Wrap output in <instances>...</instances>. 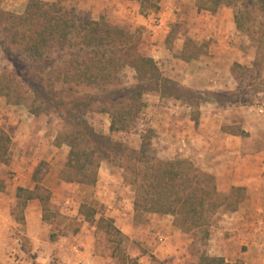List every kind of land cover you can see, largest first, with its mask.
<instances>
[{
  "label": "trees",
  "instance_id": "16d2710c",
  "mask_svg": "<svg viewBox=\"0 0 264 264\" xmlns=\"http://www.w3.org/2000/svg\"><path fill=\"white\" fill-rule=\"evenodd\" d=\"M135 1L140 7L145 1L151 2L150 8L158 11V0ZM234 1L201 0L197 4V10L215 13L221 6L234 7ZM67 2L74 0H30L21 14L0 9V48L13 66L12 71L0 74V96L5 97L7 101L13 98L15 105L25 101L27 92H17L20 80L21 84L27 85L32 102L38 103L35 109H32V105L28 107L33 116L55 112L63 121L65 126L63 133L59 134L62 139L59 145L68 147L64 170L75 177L67 182L93 184L100 162L113 160L124 172L123 181L132 190V204L137 215L171 216L175 228L184 234L196 231L201 235V239L206 241L209 236V216L220 208L236 210L247 198L245 190L232 188L228 194L219 193L215 188L214 179L190 161H162L150 156L148 149L154 134L152 130H147L141 135L138 150L130 149L123 143L113 142L109 137L96 133L86 122L85 115L96 102L100 106L98 112L109 117V132H127L146 108L142 96L149 92H156L160 99L171 97L183 101L188 106L210 101L192 94L190 99H183L185 91L164 78L153 59L139 53V37H134L124 29L113 27L102 20L95 21L81 16L73 7L66 6ZM254 3L263 18V21L258 23V31L253 30L256 25L248 23V17L245 18L238 11L233 13L237 34L247 36L253 44L254 62L250 68L233 63L230 72L237 88L234 92L209 93L213 102L242 106L250 104L246 89L253 85L249 83L244 92V82L248 74H252L255 69H264L261 67V64H264V0H254ZM63 51L69 53V58L48 74L52 84L46 85L49 88L55 85L64 87L60 89L62 92L58 98L56 96L59 94L54 93L55 90H45L42 79L44 69L37 71V82L24 80L19 73L20 59L40 60L49 54ZM197 55L193 53L187 57L183 56L185 60H189ZM124 67L134 71L137 85L113 89L108 97L98 100L92 97L76 100L78 88L105 90L117 81V73ZM50 68L52 67L49 66L48 69ZM224 130L232 135H243L238 127ZM10 142V137L0 128V163L4 166L11 162ZM48 169L47 162H39L32 175L34 187L16 188V205L13 211L20 208L23 213L26 204L36 200L40 205L42 221H49L50 215H53L49 207L51 192L43 186ZM3 189L4 185L0 181V192ZM89 210L88 213L84 212L85 219L93 223L95 211ZM20 221H23L22 215ZM95 223L105 234L114 233L128 240L115 227L112 219L100 216ZM109 241L114 243L112 239ZM119 246L116 244L111 248L112 255L117 256L120 264H138L135 258L121 253ZM149 257L153 258L151 255ZM197 264L229 263H225L222 258L203 255Z\"/></svg>",
  "mask_w": 264,
  "mask_h": 264
},
{
  "label": "rangeland",
  "instance_id": "374dc122",
  "mask_svg": "<svg viewBox=\"0 0 264 264\" xmlns=\"http://www.w3.org/2000/svg\"><path fill=\"white\" fill-rule=\"evenodd\" d=\"M28 1L30 0H0V9L14 14H21ZM39 1L54 2L55 0ZM84 1L85 0H74V2H67L65 5L73 7L77 14L93 20L91 14L96 13L97 10H85L82 6H85L87 2ZM114 1L113 6L116 8V12L109 11V14L100 15L101 19L99 20L113 27L124 29L134 37H140V44L142 43L141 37L147 31L145 26H141L140 24L142 21L141 18H149L152 26H158L160 20L162 22L165 21V28H167L165 30L168 31V35L164 43L166 48L172 52L174 59L179 57L181 52L179 50L180 48L183 49V55L185 57L195 53L198 55L202 54L204 58L207 56V53L211 51V46L216 44L214 33L219 30L218 22L211 26H206L209 33H212L213 39L205 35L203 38L196 40L197 31L194 30V25L196 24L194 21V9L197 8V4L201 2V0H186L180 3V6L173 7L170 6V2H165L164 5L161 4L160 6L157 4L158 11L156 12L154 9L150 8L151 2L145 1L142 7H140L133 0H128L124 3L122 0ZM81 3L83 4L81 5ZM234 5L235 6L229 8L228 11L230 13L236 11L242 13L245 18H249L248 23H252V26L256 25L253 30L255 29L254 31H258V23L262 22L263 18L261 13L255 8L254 0H235ZM247 12L248 14H245ZM198 13L204 18L214 15V13L205 10H198ZM106 15H108L109 18H106ZM229 44L230 47L235 46L236 50H242L247 60L249 59L248 55H251V53L255 51L253 44L245 35L237 34V38H232ZM236 52L237 51H232L234 54ZM68 58L69 53L63 51L49 54L47 57L40 60L20 59L19 64L21 72L19 73H21L24 80L32 82L33 80L35 81L37 71L39 69L40 71L44 69L42 79L44 80L43 85L45 87L52 82L51 79L49 81L48 74L53 69L60 66L64 61L68 60ZM236 61L237 60H231L229 56H226V58L222 55L220 57L217 55L211 56V64L209 67L206 65L207 68L202 67L200 75L197 74V69L190 66L191 64H189V62H191V60L184 62L190 66L185 69L186 73L182 71L174 72L173 70L178 68L177 65L179 64L174 61L171 72L175 74L169 75V70H165L162 72V75L164 78L168 79L172 85H178L181 90L185 91L183 92V99H190L192 94L202 100H209L211 102L212 96L209 93L213 92L203 89V86L205 87L207 84H211V79L222 81L224 78H229L230 65ZM241 65L249 68L251 67V65H247L244 62H242ZM261 65V67H264V64ZM49 66L52 68L48 69ZM182 66L185 65L182 64ZM12 70V64L0 48V74ZM178 70L181 69L178 68ZM255 74L257 76H255ZM248 75L242 91L245 92L247 85L252 83L253 86L250 88L247 87L246 89L249 93V107L254 108V112L259 117L258 120L260 121V119H262V114L258 113V110L261 106H264V69H261V71L260 68L255 69L252 71V74ZM136 77L132 69L124 67L117 73V81L113 85L107 86L105 90L84 87H80L77 90L74 89L77 91V94H75V96H77L76 100H83L88 97L97 98L98 100L102 97H108L109 92L113 89L137 85L138 82ZM18 81L20 88L17 92L20 94L27 92L25 101L19 105H15V100L13 98L7 101L5 97L0 96V127L8 133L11 139V162L8 166L0 164V181H6L10 188L22 186L26 189L30 187L32 189L34 187L32 180L33 171L40 161H45L49 165L53 163L54 167H62L56 182L53 183L54 185H52L51 180H48L50 183L43 181V186L51 192L49 207L53 215H50L48 222H41L40 232L46 235L49 242L61 241L63 247L67 249L66 252H70L71 254H75L73 249H69L71 245L74 246L73 244H76L77 238L75 237L83 235L93 244V256L97 258L100 257V261L106 264H120L117 256L112 255L111 247L114 248L116 244L120 245L121 253L135 258L138 264H166L156 258V256L151 253L150 248H148L150 242L146 241V234L149 233L144 232V222L150 224V227L157 226L159 228L165 225L168 226L169 218L143 214H138L134 219L129 218L131 231L128 233V240H124L121 236L114 233L107 235L101 228H97L95 222L100 216L111 219L108 213L109 209L105 203L102 202L100 194L98 193V189L101 188H98L97 185H101L102 187H104V185L106 187L108 186L109 190L107 191V189H104V192L106 193L107 191V193L103 194V197L109 198L116 196L118 199H116V203L125 195L126 201L120 200V208L125 207L124 203H129V198H133L131 188L123 181L124 172L118 167V163L113 160L108 162L103 160L99 164L93 184L83 185L76 182H67L70 181V179H75V177L72 176L70 172L64 170V164L66 162L65 155L68 153V147L64 144L59 145V141L62 140L59 134L63 133L65 125L55 112H49L47 114L41 113L38 116L39 119L34 123L27 122V118L32 120L31 117L27 115H32L28 107L32 105V109H35L34 107H36L38 103L32 102V96L27 90V85L25 83L21 84L20 80ZM63 88L59 85H55L50 88L46 86L45 90L52 92L55 90L54 93L56 92V94H59L62 92L60 89ZM186 91H190L191 93L187 94ZM65 92L67 93V91ZM59 96L60 94L56 97L58 98ZM142 100L146 103V108L142 110L135 125L127 132H109V117L105 113L98 112L100 106L96 102L90 106L91 110L87 111L85 120L96 133L109 137L113 142L123 143L128 148L135 150L139 149L141 135L147 130H152L154 134L148 149L150 156L162 161H171L180 158L177 153L173 155L176 143L172 139L175 138V131H173L171 138L161 136V134H164L161 128L162 123L163 121L169 124L173 123L174 126L172 130H176L175 128L178 124L175 120L181 121L184 116H189L197 121L199 118V108L202 105L189 106L188 108V105H184L183 101H178L171 97L160 99L156 92L144 94ZM236 106L238 107L239 105ZM21 115H25L26 118L24 117L16 123L15 117ZM168 128L170 129V127ZM168 128L166 130H168ZM165 139L169 143L164 141ZM166 151H168V153ZM6 193L9 197L8 192ZM8 197L5 199V206L9 208V213H11L10 216H12L11 218L14 217L15 222L19 225L23 224V221H20V216L23 214L20 208L13 211L16 200L15 203L11 204ZM89 209L95 211L93 218L95 222L93 223L85 219L84 212L88 213L90 211ZM39 211H41L40 205ZM215 213L209 216L210 225L214 222ZM116 214L117 213H115V215ZM11 223H13V220ZM153 232L155 231L153 230ZM121 234L126 235L124 233ZM110 239L114 240V243H111L109 241ZM186 239L187 243L184 249L186 254L185 260L181 261L182 257L177 253L169 252L166 254L171 257V259L168 260V264H197L198 259L206 255L208 247L207 240L204 241L201 239V235L198 232L194 231L187 234ZM150 240H153L151 246H155L159 243L160 239L159 236H151ZM23 246L26 247L24 242ZM80 247L83 248L82 246H79V248ZM150 255L153 258H150ZM49 261V264H67L63 263L55 256L52 258L50 257Z\"/></svg>",
  "mask_w": 264,
  "mask_h": 264
},
{
  "label": "crops",
  "instance_id": "0c3cea01",
  "mask_svg": "<svg viewBox=\"0 0 264 264\" xmlns=\"http://www.w3.org/2000/svg\"><path fill=\"white\" fill-rule=\"evenodd\" d=\"M127 1L122 0L123 3ZM185 1L158 0V5L170 2L172 7L180 6V3ZM84 2H87L85 6H82L85 10H97L94 13L95 15L91 14L95 21L101 19L100 15L109 14V11L116 12V8L113 6L114 0H85ZM135 2L139 5L137 1ZM228 9L229 7L221 6L213 16L210 15L207 18L199 14L197 8L194 9L196 40L203 38L205 35L213 39L212 33H209L206 26H211L216 22L219 26V30L214 33L216 44L211 46V51L204 58L200 54L195 58L185 60L183 49L180 48L179 57L174 59L172 52L166 48L164 43L168 35V31L165 30L167 29L165 28L166 22L160 20L158 26H152L149 18H141L140 24L145 26L147 31L141 37V44L139 37V53L153 59L161 73L169 70V75L181 71L186 73L185 69L190 66L197 69V74L200 75L202 67L207 68L206 65L209 67L211 56L215 55L218 57L222 55L224 58L229 56L231 60H237L236 62L240 65L242 62L252 65L255 59V51L248 55L249 59L247 60L242 50H236L235 46H231L232 48L229 46L231 39L237 38V31L233 13H230ZM106 18H109V16L106 15ZM232 51L237 52L234 54ZM190 60V66L184 63ZM174 61L179 63L177 67L181 70L176 68L172 73L171 67L174 66ZM182 64L185 66H182ZM232 65L233 63L229 68V78H224L222 81L211 79V84L203 86V89L213 93L234 92L237 85L231 76ZM201 105L198 122H195L189 116H184L181 121L175 120L178 126L175 128L176 130H172L173 123L169 124L163 121L161 128L164 134H161V136L171 138L173 131H175V138L172 139L176 143L173 155L177 153L180 157L178 159L188 160L200 171L210 175L214 179L217 192L228 194L232 188H242L247 196L246 200L236 210L230 211L220 208L215 213L214 222L209 227L206 256L222 258L225 263L229 264H264V114H262V119L259 121L254 108L249 107V105L242 106L213 101ZM187 107L189 108V106ZM27 115L32 119L27 118V122L34 123L39 119L38 116ZM24 117L25 115L15 117L16 123ZM229 127H238L243 135L227 133L224 129ZM167 128L168 130H166ZM6 134L8 135L7 132ZM164 141L169 143L166 139ZM166 152L168 153V151ZM65 157L67 158V155ZM61 169L62 167H54L51 163L43 181L49 182L48 180H51L52 185H54L53 183L56 182ZM2 183L4 189L0 192V264H49L50 257L53 256L58 257L63 263L67 264H106L100 261V257L93 256V244L83 235L76 236V244L71 245L69 248L73 249L75 254L66 252L67 249L63 247L59 240L49 242L46 235L40 232L41 222L44 221L41 219L39 203L36 200L29 201L23 209V224L16 223L14 217L11 218L12 216H10L9 208L5 206V199L8 197L6 192L9 194V202L13 204L16 200V188L25 187L10 188L6 181ZM97 187L101 188L98 189V193L102 202L109 209L108 213L115 227L121 233L126 234L124 236L127 237L129 231H131L129 218L134 219L137 216L133 209V198H129V203H124L125 207L120 208L119 202L120 200L126 201L125 195L116 203V196L103 197V194H106L109 190L108 186L97 185ZM28 189H31V187ZM104 189H107L106 193ZM115 213L117 214L115 215ZM164 217L169 218L168 226L150 227V224L144 222V232L149 233H145L146 241L150 242L148 248L156 258L166 264L171 259L166 255L169 252L179 254L182 257L181 261H183L186 258L184 249L187 243V234L173 226L171 216L164 215ZM12 220L13 223H11ZM151 236H159V243L155 246H151L153 242V240H150ZM23 242L26 247L23 246ZM79 246L83 248H79Z\"/></svg>",
  "mask_w": 264,
  "mask_h": 264
},
{
  "label": "built area",
  "instance_id": "2783aa9c",
  "mask_svg": "<svg viewBox=\"0 0 264 264\" xmlns=\"http://www.w3.org/2000/svg\"><path fill=\"white\" fill-rule=\"evenodd\" d=\"M258 113L264 114V106H261L258 110Z\"/></svg>",
  "mask_w": 264,
  "mask_h": 264
}]
</instances>
